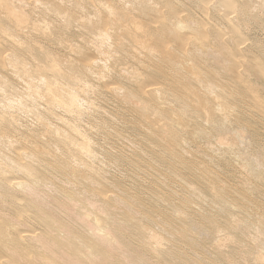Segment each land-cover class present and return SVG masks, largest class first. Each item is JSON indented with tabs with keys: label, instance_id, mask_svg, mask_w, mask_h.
I'll list each match as a JSON object with an SVG mask.
<instances>
[{
	"label": "bare ground",
	"instance_id": "bare-ground-1",
	"mask_svg": "<svg viewBox=\"0 0 264 264\" xmlns=\"http://www.w3.org/2000/svg\"><path fill=\"white\" fill-rule=\"evenodd\" d=\"M254 26L264 0H0V264H264Z\"/></svg>",
	"mask_w": 264,
	"mask_h": 264
},
{
	"label": "rangeland",
	"instance_id": "rangeland-1",
	"mask_svg": "<svg viewBox=\"0 0 264 264\" xmlns=\"http://www.w3.org/2000/svg\"><path fill=\"white\" fill-rule=\"evenodd\" d=\"M255 30H254V29ZM259 28V27H258ZM257 27L255 28V26L254 27H252V29H253V31L251 32V37L252 38H254V39H256V37H258L259 39L258 40H263L264 41V39H262L263 37L262 36H264V32H262L263 30H261V29H258ZM258 29V30H257ZM260 33V34H259ZM253 34H254V36H253ZM255 35H257V36H255ZM170 179H173V178H170ZM165 182V181H164ZM167 183H168V186H173V183L171 184V183H169V181H167ZM178 185V184H177ZM179 186V185H178ZM175 190H177V191H180V194H181V189L180 188H174ZM248 263H250V261H248Z\"/></svg>",
	"mask_w": 264,
	"mask_h": 264
}]
</instances>
